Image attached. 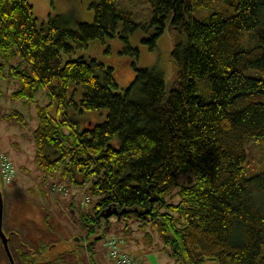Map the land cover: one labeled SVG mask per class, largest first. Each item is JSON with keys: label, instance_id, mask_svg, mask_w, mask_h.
I'll return each mask as SVG.
<instances>
[{"label": "trees", "instance_id": "16d2710c", "mask_svg": "<svg viewBox=\"0 0 264 264\" xmlns=\"http://www.w3.org/2000/svg\"><path fill=\"white\" fill-rule=\"evenodd\" d=\"M150 1L147 21L116 0H96L94 21L64 11L40 24L29 0H0V80H20L11 98L36 101L46 88L51 97L37 104L34 162L44 177L90 181L99 194L92 211L70 209L91 248L117 214L124 230L128 216L150 222L175 264H264V171L249 175L245 163L249 140L264 136V77L245 73L264 70V0ZM140 27L154 28L143 38L150 48L170 30L177 84L169 90L162 70L137 64L129 36ZM116 34L135 55V75L122 90L113 63L77 53ZM71 82L82 85L79 98ZM51 104L63 111L51 115ZM69 106L107 107V117L78 128ZM174 192L180 199L168 201ZM33 248L35 264L64 252L42 259Z\"/></svg>", "mask_w": 264, "mask_h": 264}, {"label": "rangeland", "instance_id": "374dc122", "mask_svg": "<svg viewBox=\"0 0 264 264\" xmlns=\"http://www.w3.org/2000/svg\"><path fill=\"white\" fill-rule=\"evenodd\" d=\"M29 1L34 6V12L39 16L40 24L47 20L50 13L64 11H70L74 18L80 21H94L95 10L91 3L96 0ZM48 4L50 8L46 9ZM116 6L129 11L137 21H147L153 13L150 0H116ZM153 31V27L148 30L142 27L137 28L129 36L130 44L140 50L139 57L136 58L138 65H155L164 72L166 87L169 90L177 84V81L173 79L174 70L171 59L173 38L167 28L156 38V45L150 48L149 42L143 38L150 36ZM242 41L244 42L243 36ZM88 42L87 46L79 48L77 53L96 56L107 64L113 63L116 66L114 73L119 83L118 89L127 87L135 75L132 63L135 55L127 50L128 43L118 34L93 38ZM25 64H28L26 60ZM245 73L264 77V70L261 69L248 68ZM7 80L6 78L0 80V151L9 154L15 163L17 174L11 181L2 182L5 195L3 227L6 234L11 236L9 248L16 264H35L29 254L31 247L38 250L37 253L41 251L39 253L41 256L36 254V257H43L42 259L47 255L51 257L64 251L60 255L61 259L55 260V263L40 261L42 264H80L81 262L116 264L109 252V247L104 242L109 237L121 238L123 246L125 245V248L133 253L137 264H175L164 247L159 231L150 222L147 225H140V219L128 216L129 227L128 230H124L125 218L119 220L117 214L111 215L114 222L111 231L107 232L105 237L96 238L91 244L93 261L90 262L89 256L86 255L85 227L73 216L70 209L74 207L81 213L92 211L99 194L90 190V181L80 183L67 177L43 176L34 162L36 153L34 128L39 122L37 104L46 105L51 98L50 93L48 88L41 89L36 95V101H25V98L20 97L11 98V92L19 87L21 82L17 78L11 82ZM74 87L78 89L79 98L82 85L71 82L70 89ZM199 89L203 91L202 82H199ZM243 99L239 100L238 105L249 100L248 97ZM46 108L53 116L58 111L60 113L63 111V108L57 107L56 104L47 105ZM107 112V107L78 110L76 107L69 106L67 109V114L78 122V128L90 126L93 122H101L107 117ZM20 113L22 118L19 116ZM63 128L65 132L70 130L67 124ZM248 150L249 154L245 162L247 173L252 175L264 171V136H253L249 140ZM187 177L183 174L181 180ZM166 198L168 201L180 199L175 192ZM80 236L82 240L78 239ZM51 244H55L53 250L44 249V246ZM50 250L53 251L52 254ZM0 264H11L2 240H0Z\"/></svg>", "mask_w": 264, "mask_h": 264}, {"label": "built area", "instance_id": "2783aa9c", "mask_svg": "<svg viewBox=\"0 0 264 264\" xmlns=\"http://www.w3.org/2000/svg\"><path fill=\"white\" fill-rule=\"evenodd\" d=\"M0 174L4 182L11 181L16 176V167L8 153L0 151ZM109 247V252L116 264H137L130 251L123 248L122 239L109 237L104 241Z\"/></svg>", "mask_w": 264, "mask_h": 264}, {"label": "water", "instance_id": "95a60500", "mask_svg": "<svg viewBox=\"0 0 264 264\" xmlns=\"http://www.w3.org/2000/svg\"><path fill=\"white\" fill-rule=\"evenodd\" d=\"M3 185H2V176L0 174V239H2L4 247L7 249L8 255H9V259L11 261V264H16L15 259L13 258L11 249L9 248V238L5 232V229L3 227V221H4V199H5V195L3 194ZM109 208V207H107ZM102 214H105L102 211ZM79 238V237H78Z\"/></svg>", "mask_w": 264, "mask_h": 264}, {"label": "crops", "instance_id": "0c3cea01", "mask_svg": "<svg viewBox=\"0 0 264 264\" xmlns=\"http://www.w3.org/2000/svg\"><path fill=\"white\" fill-rule=\"evenodd\" d=\"M50 8V6H49V4H48V6H47V8L46 9H49ZM86 240H87V242L89 241L88 240V238H86ZM87 245V244H86ZM124 248H125V245L123 246ZM126 249V248H125ZM91 247L89 246V245H87V253H86V255H88L89 256V259H90V262H92L93 261V256L91 255Z\"/></svg>", "mask_w": 264, "mask_h": 264}, {"label": "flooded vegetation", "instance_id": "af4514ba", "mask_svg": "<svg viewBox=\"0 0 264 264\" xmlns=\"http://www.w3.org/2000/svg\"><path fill=\"white\" fill-rule=\"evenodd\" d=\"M8 236V238H9V241H10V239H11V236L8 234L7 235ZM0 240H2V239H0ZM45 248V247H44ZM38 250H36V252H37ZM45 251V250H44ZM39 252H41V251H39Z\"/></svg>", "mask_w": 264, "mask_h": 264}]
</instances>
